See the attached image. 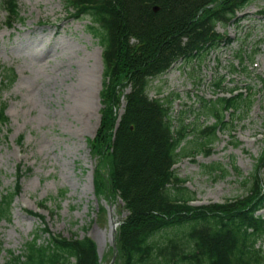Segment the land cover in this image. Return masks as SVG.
<instances>
[{
    "label": "rangeland",
    "instance_id": "rangeland-1",
    "mask_svg": "<svg viewBox=\"0 0 264 264\" xmlns=\"http://www.w3.org/2000/svg\"><path fill=\"white\" fill-rule=\"evenodd\" d=\"M65 4L64 0H19L20 16L9 27L0 0V65L13 68L16 77L9 86L3 84L5 73L0 74L9 117L7 124H0V193L15 189L18 164L32 170L20 179L11 219L1 221L0 264H12L11 252H22L39 229L65 237L87 233L96 243L98 264L121 263L116 236L129 211L102 178L109 170V149L100 138L107 104L101 95L102 46L89 28L90 18L73 17ZM263 6L264 0H255L235 22L217 25L219 32L232 38L230 45L212 50L201 61H178L151 82V96L173 94L170 114L176 124L180 116L202 127L215 121L213 115L202 113L198 96L216 98L212 88L216 78L224 79L227 88L247 91L253 100L246 112L226 113L228 127L218 131L210 154L202 149L174 166L195 193L193 205L246 195L263 152L264 15L259 12ZM241 48L247 52L243 63L236 58ZM124 106L122 98L118 120ZM21 136L23 144L18 142ZM195 140L205 137L192 132L186 146L192 147ZM217 163L220 168L206 167ZM43 199L46 209L38 205ZM47 231L41 233V241L48 238ZM257 246L264 251V237Z\"/></svg>",
    "mask_w": 264,
    "mask_h": 264
},
{
    "label": "trees",
    "instance_id": "trees-1",
    "mask_svg": "<svg viewBox=\"0 0 264 264\" xmlns=\"http://www.w3.org/2000/svg\"><path fill=\"white\" fill-rule=\"evenodd\" d=\"M253 1L65 0L74 17L90 18L89 28L103 47L101 95L107 104L100 138L109 149V170L105 178L98 174L108 189L118 192L129 211L116 236L120 264H264V252L257 246L264 237V213L260 212L264 209V147L246 195L222 203L193 205L195 193L174 167L183 157L202 149L210 154L218 131L228 127L226 113L246 112L253 103L250 96L227 91L223 79H214L212 88L224 94L211 99L198 96L202 113L215 117L211 125L202 127L186 123L183 116L175 123L170 114L173 94L150 95L152 80L176 62L201 61L222 44H231L229 36L217 31V24L233 22L236 11ZM2 5L11 27L20 16L18 0H2ZM261 11L264 13V6ZM243 56L241 49L237 58L243 62ZM3 72V84L12 85L14 70L0 65V74ZM125 88H129L127 93ZM122 98L125 106L118 120ZM8 121L0 87V124ZM192 132L205 140H195L188 147L186 139ZM23 140L21 136L18 142L23 144ZM21 166L18 164L15 189L0 193V226L2 220L11 219L20 179L31 171ZM206 167L213 170L220 164ZM65 194L62 190L61 196ZM46 202L41 200L39 208L46 209ZM46 231H35L22 252H11L9 262L98 264L96 243L87 233L65 237L47 231L48 238L41 241V233Z\"/></svg>",
    "mask_w": 264,
    "mask_h": 264
}]
</instances>
